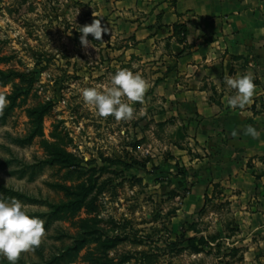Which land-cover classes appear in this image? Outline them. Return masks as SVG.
<instances>
[{"label": "rangeland", "instance_id": "obj_1", "mask_svg": "<svg viewBox=\"0 0 264 264\" xmlns=\"http://www.w3.org/2000/svg\"><path fill=\"white\" fill-rule=\"evenodd\" d=\"M99 17L111 30L103 42L89 34L85 49L79 27ZM107 19L96 0H0V198L21 201L45 228L16 264H264V216L237 213L215 185L186 203L197 176L173 155L182 132L157 121L155 87L169 59L188 54L189 31L142 61ZM118 69L150 84L128 121L98 117L80 94ZM193 237L205 238L199 251Z\"/></svg>", "mask_w": 264, "mask_h": 264}, {"label": "crops", "instance_id": "obj_2", "mask_svg": "<svg viewBox=\"0 0 264 264\" xmlns=\"http://www.w3.org/2000/svg\"><path fill=\"white\" fill-rule=\"evenodd\" d=\"M96 1L106 22L131 37L142 61H158L174 24L189 31L188 54L169 59L173 69L154 91L157 121L177 126L174 138L182 132L173 155L185 174L197 176L185 202L215 185L237 213L248 206L252 216H264V0ZM242 74L254 77L255 94L243 110L232 109L226 101L235 90L223 78ZM248 125L258 137L244 134Z\"/></svg>", "mask_w": 264, "mask_h": 264}, {"label": "clouds", "instance_id": "obj_3", "mask_svg": "<svg viewBox=\"0 0 264 264\" xmlns=\"http://www.w3.org/2000/svg\"><path fill=\"white\" fill-rule=\"evenodd\" d=\"M100 18L79 27L80 43L85 49L90 44L89 34L103 42L102 33L107 34L111 30L108 25H102ZM223 79L229 89L235 90L227 98V106L243 110L252 103L256 90L252 75L225 76ZM149 87L150 84L140 74L118 69L111 75L109 84L86 87L80 94L84 103L91 106L98 117L112 116L116 121H128L134 118L133 105L136 102L143 103ZM7 104V98L0 95V114ZM244 134L256 138L259 132L248 125ZM233 135L236 133L233 132ZM44 234V221L29 214L21 201L0 198V256L6 258L9 264H16L21 253L39 246Z\"/></svg>", "mask_w": 264, "mask_h": 264}, {"label": "trees", "instance_id": "obj_4", "mask_svg": "<svg viewBox=\"0 0 264 264\" xmlns=\"http://www.w3.org/2000/svg\"><path fill=\"white\" fill-rule=\"evenodd\" d=\"M173 28H174V30L173 31H175V34H177V32H179V31H177V29L178 28H183V30H181V31H183V35H185L186 34V28H185V26H183L182 24L180 25H178V24H174L173 25ZM180 53V52H179ZM61 162H64V163H66V164H68V165H73L74 163H75V159L73 158V157H71L69 154H67V153H63V155H60L59 157H57ZM57 158H55V159H57ZM182 171V170H181ZM204 242H205V238H203V237H201V238H195V237H193V238H189V239H187V243H188V245L194 250V251H199L200 250V248H199V246L198 245H200V244H204Z\"/></svg>", "mask_w": 264, "mask_h": 264}]
</instances>
